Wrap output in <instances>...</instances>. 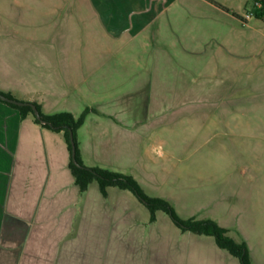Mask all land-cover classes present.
Listing matches in <instances>:
<instances>
[{"label":"crops","instance_id":"obj_1","mask_svg":"<svg viewBox=\"0 0 264 264\" xmlns=\"http://www.w3.org/2000/svg\"><path fill=\"white\" fill-rule=\"evenodd\" d=\"M223 1L111 0L105 15L99 0H50L39 9L35 0H0V90L17 99L39 103L45 113L70 111L78 117L90 107L91 112L78 131L84 164L105 167L101 161L106 159L115 167L126 162L136 165L138 154L125 147L129 141L120 138L121 133L115 130L111 140L101 138L93 118L100 115L109 123L113 120L119 124L121 132L131 131L132 125L101 109V102L118 95L115 85L127 87H123L121 94L132 91L137 83L144 85L148 81L147 65L84 62L77 57V53H84L81 50L69 51L76 56L63 61V48L55 46L57 40L53 44V39L63 36V22H83L94 29V24L105 16L103 20L108 22H131L136 13L147 17L153 11L148 7L154 5L153 14L159 16L163 29L172 28L182 36L203 40V55H210L204 58L205 71L222 70L218 75L239 79L238 84L245 85L242 71L254 70L251 85H264V29H253V10L239 13L230 8V0ZM250 33L253 39L247 46L245 41ZM217 37L234 40L230 45L223 40V45L207 44L208 39ZM214 54L220 57L212 61ZM219 59L222 69L213 67ZM137 80L141 82L133 84ZM220 150L223 159L214 164V174L210 171L215 178L207 180L212 187L205 196L207 213L198 218L219 222L230 236L247 243L253 264H264V143H223ZM70 160L63 131L42 126L32 113L22 117L17 108L0 100V264L13 255L30 254L32 250L25 247L45 243L41 236L45 238L44 233L53 228V223L58 222V229L63 230V207L68 208L64 212H80L82 202L95 186L100 199L110 198L119 189L130 191L110 186L104 196L93 182L81 193ZM106 168L132 174L139 180L131 168ZM197 235L212 238L216 244L215 258L205 264H227L223 252L234 257L233 264H241L238 257L220 248L212 236Z\"/></svg>","mask_w":264,"mask_h":264},{"label":"rangeland","instance_id":"obj_2","mask_svg":"<svg viewBox=\"0 0 264 264\" xmlns=\"http://www.w3.org/2000/svg\"><path fill=\"white\" fill-rule=\"evenodd\" d=\"M35 1L39 9L50 0ZM99 1L106 15L111 0ZM230 1V8L243 13L253 10L257 0ZM155 7L148 8L155 11ZM153 11L147 17L134 14L131 22H108L105 16L94 29L83 22H63V36L54 38L53 44L57 40L55 46L67 51L63 61L76 56L69 51L81 50L84 53L77 57L84 62L147 65L144 85L134 81V89L125 94H121L124 85H115L118 95L101 102V109L132 125L131 131L121 132L119 124L100 115L93 118L101 138L111 140L115 130L129 141L125 147L138 154L136 165L126 162L115 167L106 159L101 164L131 168L149 194L172 200L183 217H203L208 209L205 196L212 188L207 180L215 178L210 171L214 174V164L223 159L221 145L264 143V85H251L254 70L242 71L245 85L218 75L222 70L205 71L204 58L210 55H203V40L163 29ZM252 22L254 30L264 29L261 19ZM251 39L250 33L247 46ZM222 40L230 45L234 39L210 38L207 44L223 45ZM217 56L212 55V61ZM220 63L219 59L213 67L222 69ZM89 195L80 212H64L68 208L63 207V230L53 223L45 238L41 236L45 245L25 247L32 252L13 255L4 264H205L215 258L212 238L182 231L164 211L151 221L149 210L130 191L119 189L100 199L95 186ZM223 253L227 264H233L234 257Z\"/></svg>","mask_w":264,"mask_h":264},{"label":"trees","instance_id":"obj_3","mask_svg":"<svg viewBox=\"0 0 264 264\" xmlns=\"http://www.w3.org/2000/svg\"><path fill=\"white\" fill-rule=\"evenodd\" d=\"M222 6V5H221ZM228 9L226 6H222ZM253 14L264 21V0L260 5H255ZM240 16V15H237ZM1 93L15 98L11 93L0 90ZM1 101L17 108L22 117L32 113L38 123L54 131H63L69 150L71 152L70 168L75 177V181L80 188V192H86L93 182H96L104 196L108 194L110 186H116L121 189L130 190L141 202H143L150 212V220H157V212L164 211L173 222L183 231H191L196 234L212 236L217 245L227 250L230 254L239 258L241 264H253L249 247L245 241H237L228 234L227 228L212 218H198L195 216L184 218L177 211L171 200L163 196L149 194L145 187L132 174L112 170L101 166H87L84 164L81 156V150L78 140V131L84 124L91 108L87 107L80 116H75L70 111H58L54 113H45L42 106L36 104L40 111L39 119L31 105H18L5 100ZM24 101V100H23ZM72 134L76 145V159L80 165H77L72 156Z\"/></svg>","mask_w":264,"mask_h":264},{"label":"water","instance_id":"obj_4","mask_svg":"<svg viewBox=\"0 0 264 264\" xmlns=\"http://www.w3.org/2000/svg\"><path fill=\"white\" fill-rule=\"evenodd\" d=\"M0 99L11 102V103H15L18 105H31L34 109V112L36 114V116L40 119L41 118V114L40 111L38 110L36 104H34L33 102L30 101H23L17 98H13V97H9L7 95H5L4 93L0 92ZM72 156H73V160L77 165H80L76 159V145H75V141L73 138V134H72Z\"/></svg>","mask_w":264,"mask_h":264},{"label":"built area","instance_id":"obj_5","mask_svg":"<svg viewBox=\"0 0 264 264\" xmlns=\"http://www.w3.org/2000/svg\"><path fill=\"white\" fill-rule=\"evenodd\" d=\"M260 1H261V0H257V1H256V4H257V5H260Z\"/></svg>","mask_w":264,"mask_h":264}]
</instances>
